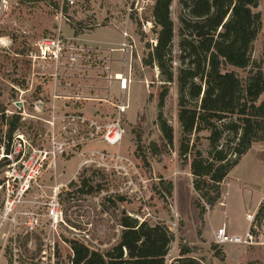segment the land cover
Returning a JSON list of instances; mask_svg holds the SVG:
<instances>
[{
	"label": "rangeland",
	"instance_id": "374dc122",
	"mask_svg": "<svg viewBox=\"0 0 264 264\" xmlns=\"http://www.w3.org/2000/svg\"><path fill=\"white\" fill-rule=\"evenodd\" d=\"M153 4L154 0H16L5 15L0 28L6 38L0 44V111L11 109L20 115L17 132L24 135L35 159L42 160L22 209L31 212L34 229L17 239L16 264H73L74 241L105 252L119 240L124 213L170 229L174 240L165 264L179 256L180 243L189 244L191 255L202 264H264V220L257 215L264 201V142L253 143L241 157L221 184V199L208 208V220L201 221L190 165L177 151L183 136L177 82L166 83L157 65L145 64L157 37ZM254 11L262 14V27L248 66H223L242 82L264 72V0ZM171 14L176 29L171 57L177 74L178 0H173ZM77 29L82 39H74ZM92 32L107 43L85 39ZM58 35L68 46L60 60L38 58V40ZM121 73L129 78L124 90L115 77L123 78ZM164 84L169 93L160 106ZM121 103L127 108L119 115ZM160 116L174 130L173 148L164 147ZM119 117L123 138L108 145L104 125ZM4 127L0 122V131ZM200 135L199 148L207 156L210 132ZM159 150L162 154L156 155ZM161 177L173 182L171 196ZM53 202H58L57 215H52ZM248 214L254 216L251 224ZM224 218L243 232L227 228L231 234L245 235L253 229L251 243L216 244L209 219L216 224Z\"/></svg>",
	"mask_w": 264,
	"mask_h": 264
},
{
	"label": "trees",
	"instance_id": "16d2710c",
	"mask_svg": "<svg viewBox=\"0 0 264 264\" xmlns=\"http://www.w3.org/2000/svg\"><path fill=\"white\" fill-rule=\"evenodd\" d=\"M172 3L173 0H154L152 16L157 37L145 64L157 65L166 83L177 82L178 121L183 135L177 151L183 163L190 165L193 189L199 195V218L203 221L208 208L221 199V184L241 157L253 143L264 142V100L260 101L264 95V72L259 70L242 82L234 72L223 71L224 65L248 66L252 43L262 27V14L254 11L260 0H178L181 55L176 74L171 57L176 33ZM80 33L75 30V36ZM166 85L160 106L169 93ZM20 119L19 114H14L8 121L9 135L19 128ZM159 120L164 147L173 148L174 130L162 116ZM202 131L210 132L207 156L199 148ZM162 152L159 150L156 155ZM160 182L171 196L173 182L162 177ZM257 215L264 220V201ZM120 225L117 244L105 252L74 241L73 264L166 263L174 235L165 224L124 213ZM179 249V256L171 264H202L191 255L193 248L189 244L180 243Z\"/></svg>",
	"mask_w": 264,
	"mask_h": 264
},
{
	"label": "built area",
	"instance_id": "2783aa9c",
	"mask_svg": "<svg viewBox=\"0 0 264 264\" xmlns=\"http://www.w3.org/2000/svg\"><path fill=\"white\" fill-rule=\"evenodd\" d=\"M74 3L78 0H68ZM16 0H0V28L5 15L11 10ZM128 36V33H125ZM6 39L0 35V44ZM156 44V42H155ZM38 58L42 60L59 61L68 46L60 35L56 37H43L38 40ZM123 78L116 79L120 82L121 89H127L129 78L121 73ZM119 115L126 111L127 105L121 103ZM15 111L3 109L0 111V122L5 125L0 131V261L5 264H16L17 254L20 250L17 239L20 235L28 236L34 229V221L31 212L22 210L28 204V195L32 182L40 173L42 160L35 159L28 149L29 143L24 135L14 131L8 133V121L12 119ZM103 140L108 145H116L121 142L125 130L121 125L120 117L104 125ZM52 215L58 213V202L52 203ZM247 220L254 222L252 214L247 215ZM252 229L245 235H235L227 231L224 225L216 231L214 242L219 245L249 244L253 240Z\"/></svg>",
	"mask_w": 264,
	"mask_h": 264
},
{
	"label": "crops",
	"instance_id": "0c3cea01",
	"mask_svg": "<svg viewBox=\"0 0 264 264\" xmlns=\"http://www.w3.org/2000/svg\"><path fill=\"white\" fill-rule=\"evenodd\" d=\"M93 32L91 34H87L86 33L85 34V36H86L85 39H92L95 42L107 43L105 41L97 40L98 38H96L94 36ZM82 35H84V34H80L78 36H75L74 39H82ZM120 39H122V38H120ZM205 220L207 221L208 219L205 217ZM224 225L230 230V232H233V233H236V234H242L243 233V232H239V231H236L235 229H233L230 221L226 220V218H224L222 221L217 222L216 224H213V222L210 221V219H209V228H210L209 229V234H210V236H213L215 238V234H216L217 229L222 227V226H224Z\"/></svg>",
	"mask_w": 264,
	"mask_h": 264
},
{
	"label": "bare ground",
	"instance_id": "6f19581e",
	"mask_svg": "<svg viewBox=\"0 0 264 264\" xmlns=\"http://www.w3.org/2000/svg\"><path fill=\"white\" fill-rule=\"evenodd\" d=\"M128 86V85H127Z\"/></svg>",
	"mask_w": 264,
	"mask_h": 264
}]
</instances>
